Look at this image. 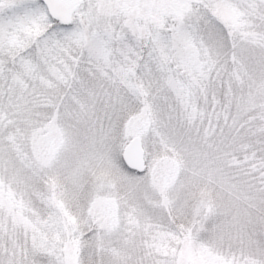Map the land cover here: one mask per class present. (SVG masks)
<instances>
[{
    "label": "snow or ice",
    "instance_id": "snow-or-ice-1",
    "mask_svg": "<svg viewBox=\"0 0 264 264\" xmlns=\"http://www.w3.org/2000/svg\"><path fill=\"white\" fill-rule=\"evenodd\" d=\"M0 264H264V0H0Z\"/></svg>",
    "mask_w": 264,
    "mask_h": 264
}]
</instances>
